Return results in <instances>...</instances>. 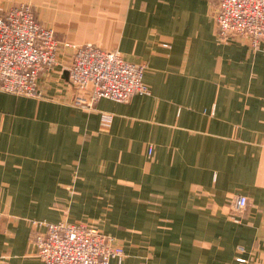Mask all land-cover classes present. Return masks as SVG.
I'll return each instance as SVG.
<instances>
[{"label":"crops","instance_id":"1","mask_svg":"<svg viewBox=\"0 0 264 264\" xmlns=\"http://www.w3.org/2000/svg\"><path fill=\"white\" fill-rule=\"evenodd\" d=\"M18 4L62 42L144 66L148 93L72 105L68 50L37 96L0 92V264H43V222L111 238L124 256L109 264H264V40L220 39L214 0H0V11Z\"/></svg>","mask_w":264,"mask_h":264},{"label":"built area","instance_id":"2","mask_svg":"<svg viewBox=\"0 0 264 264\" xmlns=\"http://www.w3.org/2000/svg\"><path fill=\"white\" fill-rule=\"evenodd\" d=\"M217 36L226 41L245 39L252 49L264 40V0H214ZM64 50L70 52L68 80L75 91L72 105L93 108L100 99L127 103L146 95L144 66L126 62L117 51L91 44L62 42L42 24L29 4L0 11V92L37 96L40 73L56 66ZM148 149V155H151ZM239 196L236 209L246 207ZM1 219V214H0ZM44 232L34 235L36 256L43 264H109L123 258L120 246L98 230L84 224L37 223ZM239 257L234 264H246Z\"/></svg>","mask_w":264,"mask_h":264},{"label":"water","instance_id":"3","mask_svg":"<svg viewBox=\"0 0 264 264\" xmlns=\"http://www.w3.org/2000/svg\"><path fill=\"white\" fill-rule=\"evenodd\" d=\"M64 75H65V76H67V75H68V72H67V71H65Z\"/></svg>","mask_w":264,"mask_h":264}]
</instances>
